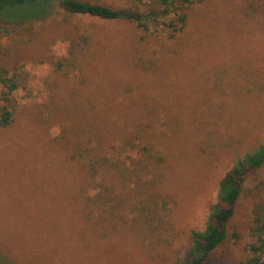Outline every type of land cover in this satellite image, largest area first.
I'll return each mask as SVG.
<instances>
[{
	"label": "rangeland",
	"instance_id": "obj_1",
	"mask_svg": "<svg viewBox=\"0 0 264 264\" xmlns=\"http://www.w3.org/2000/svg\"><path fill=\"white\" fill-rule=\"evenodd\" d=\"M83 1L143 13L154 0ZM242 3L192 4L175 38L71 19L57 2L51 18L0 26V63L19 85L0 127V264H186L220 180L264 144V13ZM72 34L89 38L75 58ZM93 151L128 170L94 156L92 179L74 156ZM227 229L205 264L264 261L252 250L264 239V167L249 172Z\"/></svg>",
	"mask_w": 264,
	"mask_h": 264
},
{
	"label": "trees",
	"instance_id": "obj_2",
	"mask_svg": "<svg viewBox=\"0 0 264 264\" xmlns=\"http://www.w3.org/2000/svg\"><path fill=\"white\" fill-rule=\"evenodd\" d=\"M134 3L143 0H133ZM206 0H154L151 7L143 13H128L112 6L92 3L83 0H0V26L8 27L19 24H33L47 18H51L57 11L51 7V3L57 2L58 10L64 11L68 18L92 17L101 20L126 19L137 24L142 39L151 38L152 33H164L168 38H175L185 28L187 21V10L192 4L203 3ZM243 9L251 14L264 13L262 0H242ZM37 7L40 14L37 17L26 13V10ZM176 15L177 19L169 23H159L162 18ZM74 34L70 35L71 55L73 58L85 49L89 42L88 36H80V41L73 40ZM0 86L4 89L0 97V127H8L13 123L14 116L11 102L14 92L19 85L16 75L0 63ZM86 152H79L74 156L86 169L88 175L94 179L98 175L97 162L94 156H113L111 167H125L126 162L117 158L114 151L107 155H99V151H93L84 156ZM106 157L98 164L106 165ZM264 167V144L258 145L252 151L246 153L242 159L237 161L233 168L224 176L219 183V204L209 217L207 227L204 231L193 232V243L188 254L186 264H205L210 255L222 246L228 239L227 226L233 219L236 206L245 192V184L249 172H259ZM127 169V166H126ZM128 170V169H127ZM146 184V181H143ZM154 184V183H153ZM257 188V187H256ZM259 245H253L255 254L264 252V239L259 237ZM248 264H264L261 257L256 255L249 260Z\"/></svg>",
	"mask_w": 264,
	"mask_h": 264
}]
</instances>
